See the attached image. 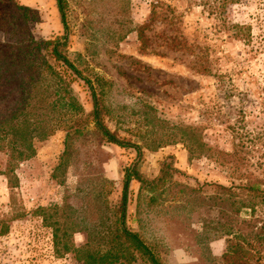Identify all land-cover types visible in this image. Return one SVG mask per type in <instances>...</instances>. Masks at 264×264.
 Returning <instances> with one entry per match:
<instances>
[{
    "label": "rangeland",
    "instance_id": "1",
    "mask_svg": "<svg viewBox=\"0 0 264 264\" xmlns=\"http://www.w3.org/2000/svg\"><path fill=\"white\" fill-rule=\"evenodd\" d=\"M64 1L66 31L55 0H17L40 17L32 29L36 40L67 36V58L103 93L106 125L139 145L141 158L137 162L134 149L98 144L90 123L86 134L74 139L69 163L56 179L51 176L64 150L61 127L36 142V156L18 164L8 178L1 175L6 156L0 153V225L7 227L0 237V264H82L71 253L55 252L47 225L74 223L68 226L73 231L69 243L83 246L85 229H101L106 209L119 203L125 169L136 164L139 174L151 180L169 158L182 174L164 186L140 192V184L130 182L127 228L163 264H264V252L253 257L249 247L224 234L220 213L229 215L233 207L222 204L213 187L239 185L240 172L264 179V56L253 58L226 43L223 19L194 0ZM153 8L154 23L141 36ZM224 19L227 25L252 23L258 34L256 19L264 20V7L242 0L228 7ZM199 57L207 60L208 72L195 68ZM65 74L90 114L87 85ZM187 126L202 132L210 150L191 157L176 130ZM233 152L249 164L224 156ZM54 206L64 212L55 215ZM43 208L49 210H38ZM236 244L238 252L231 250Z\"/></svg>",
    "mask_w": 264,
    "mask_h": 264
},
{
    "label": "trees",
    "instance_id": "2",
    "mask_svg": "<svg viewBox=\"0 0 264 264\" xmlns=\"http://www.w3.org/2000/svg\"><path fill=\"white\" fill-rule=\"evenodd\" d=\"M55 1L62 27L66 31L65 1ZM241 2L215 0V4H212L211 0L193 1L207 10L209 15L216 14L223 19L220 32L225 34L226 43L248 50L253 58L264 56V20L256 19L259 32L255 34L252 23L227 25L224 19L228 7ZM253 4L264 7V0H253ZM154 14L155 8L147 24L141 27V36L154 23ZM39 22L38 13L20 5L17 0H0V153L6 156V169L1 175L8 178L18 164L33 159L36 156L35 143L47 140L61 127L65 131L64 150L51 176L56 179L57 173L66 169L69 163L74 139L86 134L89 123L93 125L92 136L98 144L134 149L138 162L141 147L120 138L117 131L109 129L105 123L109 110L102 91L97 93L92 81L84 77L67 58V36L36 40L32 29ZM141 42L146 44L145 41ZM172 43L175 44L176 40H172ZM185 50L190 54L193 52L190 47L185 46ZM197 62L199 64H194L195 68L203 73L208 72L207 60L199 57ZM66 72L87 85L92 100L90 114H85ZM219 81L220 86H223V80L220 78ZM96 82L102 81L96 79ZM262 104L264 106V102ZM176 130L181 134L178 141L187 147L191 157L210 150L199 129L187 126L177 127ZM196 150L199 151L198 155H195ZM224 156L249 164V159H241L234 152L224 153ZM176 174L182 172L173 166L171 158L161 164L159 175L151 180L139 174L136 164L126 168L119 203L106 209L107 215L98 223L97 228L101 229H85L87 242L83 246L74 247L69 243L73 235L69 227L74 223L62 226L56 221L47 225L53 230L55 252L60 255L71 253L82 264H163L156 251L126 226L128 190L130 182L135 180L140 184V192H153ZM236 174L235 180L241 182L239 185H213L216 193L221 194L219 201L233 207L229 215L220 213L221 219H225L221 227L226 230L224 234L249 247L253 257H259L264 252V179L252 173ZM61 209L54 206L51 210L58 215L60 211L64 212ZM38 210L44 212L49 209ZM43 222H47L45 214ZM6 233L7 227L1 223L0 237ZM233 247H236L235 252L240 249L237 244L231 246V250Z\"/></svg>",
    "mask_w": 264,
    "mask_h": 264
}]
</instances>
